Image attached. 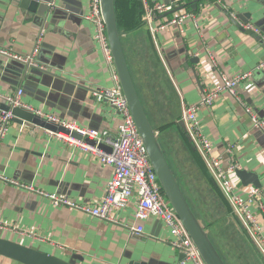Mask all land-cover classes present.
Wrapping results in <instances>:
<instances>
[{
	"label": "crops",
	"instance_id": "1",
	"mask_svg": "<svg viewBox=\"0 0 264 264\" xmlns=\"http://www.w3.org/2000/svg\"><path fill=\"white\" fill-rule=\"evenodd\" d=\"M37 1L43 19L13 0H0V50L21 57L36 51L35 63L48 67L57 78H46L48 85L21 82L14 67L12 72L2 70L15 60L0 54V96L21 88V103L29 110L114 133L121 118L118 111L94 97L95 92L115 84V70L94 40L92 23L85 19L89 0ZM130 1L115 0L122 48L146 114L187 201L226 264H264L181 120L185 106L199 103L222 76L237 73H250L238 86V96L264 119V69H257L264 62V48L255 33L244 28L246 24L256 27L264 40V0H222V5L190 1L186 9L193 19L154 33L143 19L138 25L130 23ZM197 117L201 134L213 145V156L224 168L235 164L255 174L257 188L264 194V135L252 128L240 103L222 94L211 107H201ZM0 174L78 203H95L104 197L112 169L43 128L11 121L0 143ZM236 193L246 198L240 189ZM135 206L132 197L125 209L114 213L118 223L112 224L53 206L32 192L0 182V223L9 226L0 228V237L76 264H181L183 255L169 245L170 234L161 221L147 219L139 235L130 230L137 225ZM258 221L264 239V203ZM20 231L35 236H22ZM0 264L18 263L0 256Z\"/></svg>",
	"mask_w": 264,
	"mask_h": 264
},
{
	"label": "built area",
	"instance_id": "2",
	"mask_svg": "<svg viewBox=\"0 0 264 264\" xmlns=\"http://www.w3.org/2000/svg\"><path fill=\"white\" fill-rule=\"evenodd\" d=\"M141 1L144 10L143 20L152 33L165 27H180L186 19L194 18L193 14L182 9L183 5L194 0H173L169 3L156 2L152 4H149L147 0ZM222 2V0H215V3L220 5H222ZM89 7L90 9L88 14L85 15V19L92 23L94 27V40L102 46L106 57L112 61L105 25L100 12V0H89ZM165 13H173L172 18L156 20V18ZM231 16L233 17V15ZM244 28L260 36V32L256 27L246 24ZM42 35L43 30L40 31L39 37ZM35 52L33 51L32 54L21 57L0 50V54L8 56L15 61L45 69L44 66L35 63ZM257 69L263 70L264 62ZM249 77L250 73H237L230 78L222 76L219 81L215 82L209 90H206L201 95L199 103L187 105L183 108L181 120L187 125L188 134L192 142L223 190L235 216L240 219L245 232L253 238L264 255V239L260 235L262 226L258 221L259 213L263 210L264 194L257 187L240 184L236 175L237 170H239L237 165L231 164L224 168L219 158L213 156V145L201 134V126L197 117L201 107H211L222 94H227L238 101L244 108L252 128L264 135V119L259 117L250 106L243 104L238 96V86ZM114 80L115 84L111 88L94 93L97 101H106L118 111L121 118L114 133L107 130L80 127L73 122L35 111V114L39 117L45 118L47 121L53 122L67 130V133L47 130L52 137L70 147L79 149L81 152L97 159L102 166L112 169V176L106 184L105 195L101 200L95 203H78L65 196L47 193L32 185L20 183L2 174H0V182L32 192L41 199L49 201L53 206L78 211L89 217L112 224L118 223L114 213L125 209L129 200L135 197L136 206L133 216L137 221V225L130 228L134 234H142V223L147 219H158L170 234L169 245L183 255L181 264L186 262L204 264L179 218L167 203L156 174L147 158L145 147L139 137L115 74ZM22 95L23 90L18 89L15 93L3 97L0 96V98L4 99L11 108H27L21 103L20 98ZM11 119L10 111L0 112V143L7 132ZM73 133L79 138L74 137ZM103 146H106L107 150ZM239 189L245 194V199L236 193ZM252 209L256 212H253ZM11 227L14 229L13 226ZM0 228H9V226L0 223ZM20 234L30 238L35 236L28 231H20Z\"/></svg>",
	"mask_w": 264,
	"mask_h": 264
},
{
	"label": "water",
	"instance_id": "3",
	"mask_svg": "<svg viewBox=\"0 0 264 264\" xmlns=\"http://www.w3.org/2000/svg\"><path fill=\"white\" fill-rule=\"evenodd\" d=\"M13 1L17 2L22 10H26L30 14L36 15L39 19H43L42 14L38 11L39 2L37 0ZM100 12L105 25L107 43L115 75L117 76L118 83L126 99L127 106L135 123L139 137L145 147L147 158L156 174L159 186L167 200V203L175 215L179 218L203 263L226 264L213 245L205 226L201 220L198 219L191 205L187 201V198L185 197L177 178L169 165L165 151L160 144L158 133L151 125L146 114L131 77L122 48V35L117 26L114 0H100ZM247 32L253 33L251 30H248ZM254 37L264 48V40L261 39V36L254 34ZM190 63L198 64L199 59H190ZM11 67H14L13 73L21 82L24 80H31L36 84L45 82V85H48L46 78H57V76L54 75L48 67L41 69L40 67L16 61H11L10 64L4 65L2 70L12 72ZM2 111L11 112L12 122H16L18 124L28 123L48 131L67 133L66 129L53 122L47 121L45 118L39 117L35 114V111L23 107L11 108L4 99L0 98V112ZM73 135L74 137L79 138V136L75 133H73ZM236 175L241 184L244 186H248L250 184L254 187L260 186L257 176L253 173L245 170H237ZM236 220L242 230H244L240 219L237 218ZM247 236L248 242L255 255H257L264 263V255L260 251L259 247L250 235L247 234ZM0 256L10 259L18 264H76L74 260H64L54 255H49L45 252L26 246L20 242H15L2 237H0Z\"/></svg>",
	"mask_w": 264,
	"mask_h": 264
},
{
	"label": "trees",
	"instance_id": "4",
	"mask_svg": "<svg viewBox=\"0 0 264 264\" xmlns=\"http://www.w3.org/2000/svg\"><path fill=\"white\" fill-rule=\"evenodd\" d=\"M128 1L129 0H127V2ZM202 1H204V0H198L199 3ZM210 1L215 3V0H210ZM147 2L149 4H152L150 0H147ZM114 4H115V0H114ZM115 6H116L115 9H117V5H115ZM182 9L187 11L186 5H183ZM128 12H129L130 20H131L130 23H137V25H138V23H142L141 21H142L143 16H144V10H143V6H142L140 1L131 0ZM187 12H189V11H187ZM172 15H173V13H165L162 16L158 17V19H162V18L171 19ZM117 17H118V23H121L120 18H119V14Z\"/></svg>",
	"mask_w": 264,
	"mask_h": 264
},
{
	"label": "bare ground",
	"instance_id": "5",
	"mask_svg": "<svg viewBox=\"0 0 264 264\" xmlns=\"http://www.w3.org/2000/svg\"><path fill=\"white\" fill-rule=\"evenodd\" d=\"M156 19H158V18H156Z\"/></svg>",
	"mask_w": 264,
	"mask_h": 264
}]
</instances>
